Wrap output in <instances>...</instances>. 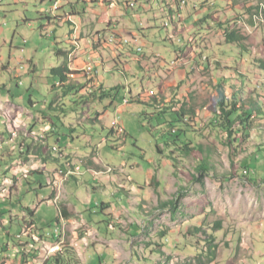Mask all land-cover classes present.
Segmentation results:
<instances>
[{"label": "rangeland", "instance_id": "rangeland-1", "mask_svg": "<svg viewBox=\"0 0 264 264\" xmlns=\"http://www.w3.org/2000/svg\"><path fill=\"white\" fill-rule=\"evenodd\" d=\"M70 1L81 10L91 8L83 22L87 28L79 33L89 36L92 31L104 32L102 39L108 40L107 25L96 22L93 13H105L106 18L110 12L106 8L112 2L106 0L104 10L88 2ZM134 1L119 0L129 4ZM192 1L187 0L186 9L208 12L203 16L211 17V26L203 23L199 27L191 22L198 17L190 19L187 14L186 22L166 29L163 24L168 19L153 7L152 20L145 22L148 18L141 16L147 24L141 32L151 31L155 42L151 43L152 50L150 42H145L149 47L140 53V65L136 55L126 53L125 58L119 54L114 60L108 48L96 54L106 65L105 72L100 71L105 87H120V97L114 101H87L82 106L75 96H65L59 78L51 74L53 68L66 63L56 56V51H70L76 45L72 34L76 28L55 21L49 25L43 18L55 16L50 14L54 3L49 0H0V102L8 103L0 110V143L5 141L8 146L2 150L5 152L0 163L7 155L20 160L41 151L33 160L46 162L47 174L22 181L13 203L17 209L20 203L37 204L39 192L44 202L39 218L48 233L57 224L60 205L71 200L77 211L75 222L66 226L59 220L64 225L60 241L62 247L67 244L77 252L81 264H102L101 257L108 264H198L197 257L206 251V234L214 235L219 246L211 264H264V117L254 116L249 136H237L232 145L223 132L211 127L218 110L220 84L227 97L240 92L245 100L242 104L257 102L264 111V0H209L206 4L196 0V7ZM164 3L167 7L174 4L171 0ZM137 12L140 8L129 13ZM125 22L139 25L138 19L125 18ZM229 27L245 39L247 51L242 52L243 59L238 47L226 44L224 32ZM78 35L77 45L85 48ZM70 59L68 56L67 61ZM173 63L178 64L175 69L171 67ZM92 88L94 92L100 89ZM126 89L130 90L125 94ZM124 98L130 99L128 105L123 103ZM22 109L33 117L44 116L46 123L54 124L56 133L39 126L34 130L35 138L20 136L11 142L14 132L16 137L19 135L14 127L25 126L30 117L22 114ZM180 110L186 113L182 122L172 115ZM98 114L102 116L100 121ZM78 118L83 122L76 124ZM116 120L124 133L112 136ZM170 121L177 131H186L187 140L200 145L201 151L195 148L188 155L182 152L185 138L168 134ZM62 152L72 159L67 161ZM206 155L211 164L209 175L197 180L196 168ZM72 162L79 170L67 182L61 175L56 184L52 168L65 169ZM89 162H94L98 166L94 170L101 173L90 169ZM245 167L252 170L246 174L251 180L242 178ZM6 169L0 166V186L5 185ZM63 185L70 194L67 200L48 203L54 190L62 191ZM174 200L179 201L174 215L171 206L161 208L163 203ZM103 204L110 209L103 211ZM0 209L10 210L3 199ZM108 214L119 215L118 234L127 237L124 241L129 242L131 259L128 254L127 258L119 255L113 262V249H104L105 242L97 236L99 230L113 233L105 222ZM84 216L87 222L90 220L87 224ZM100 222L97 233H89V225ZM217 223L221 230L216 229ZM196 227H201L204 234L197 236L193 230ZM23 228L22 223L0 228V248L8 241L5 232L17 238L22 236ZM35 240L42 243L38 236ZM42 244L41 250L54 246L49 240ZM123 247V253H128L127 244ZM30 261L21 258L20 264ZM37 263L44 264L45 260Z\"/></svg>", "mask_w": 264, "mask_h": 264}, {"label": "crops", "instance_id": "crops-1", "mask_svg": "<svg viewBox=\"0 0 264 264\" xmlns=\"http://www.w3.org/2000/svg\"><path fill=\"white\" fill-rule=\"evenodd\" d=\"M49 1L52 3L55 2L54 0H49ZM80 1H82V0H80ZM105 1L106 0H83L82 2H84V3L88 2V3H90V5L96 6L97 8L102 7L105 10ZM108 1L112 2L111 5L109 6V8H106L108 10V12L109 11L110 12L107 13L106 18H105V13H103V14L93 13L96 15V22H102V24L107 25V32L106 33H109L110 37L113 35H116L120 39L129 40L130 46H128V47H130V48L133 47L136 50L139 47H141L143 49V51L144 50L146 51V49L149 47V46H147V44L145 42H150V44L155 42V38L151 37V31H146V32L143 31L145 36L141 32V29L143 30L144 27L147 25L144 23L152 20L151 11H153V7L161 12L160 14L163 15L162 17L166 16V18L168 19L167 21H164V24H163L164 28H166V29H168V27H170V26H173V28L175 29L176 25H179L181 22H186L187 20L185 19V17H187V14H188V16H190L189 17L190 19L192 18L191 16H195V18L198 17V19L195 20L193 18L192 21L188 20V22H190V21L191 22H197L198 20L201 19V17H203L204 13H208V12H197V13H195V10H193L194 8L193 9L190 8L189 10H187L186 9L187 1H186V4H185L183 9H181V5L178 9L177 6L175 5L174 0H171L174 2V4L169 6V7L165 6V3H164L165 0H135L134 2H130V4L124 3V2L121 3V2H119V0H108ZM166 1H168V0H166ZM118 2L120 3V5L118 4ZM192 2L194 5L193 7H196V0H193ZM54 5L59 6L58 11L57 12L55 11L56 12V14H54L55 16L53 17V16H44L43 15V18L46 19V21L49 23V25H51V23L53 21H55L59 24L67 23L69 25H73L74 28H76L74 30V33H72L74 35V38H76V35L79 34L78 36L81 39V42L84 44V47H85V48L81 49V44L79 43L80 45H77L78 43H75L76 45L74 47H71L70 51H66V52H71V50H72L70 55H68L71 57V59L67 62L69 72H71L68 81L74 82L76 84V86H75L76 89L81 92L79 96H81L82 94L87 95L85 92V89L91 90V89H93L92 87L104 88V90L105 89L107 90L108 88H106L104 85V77L100 75V71L105 72L106 65H104L105 62L101 61L102 58H100V59L97 58L96 54L99 55V51H105V48H108L110 50V53L112 55H114L113 56L114 60L116 59V57L119 54H120V56L122 55L126 58V54L122 52L124 50V48L119 47V46L114 47L112 45L106 46L105 41L107 40V38L102 39L103 35H105L104 32L94 33V31H92L91 32L92 34L89 36H84V34L79 33V31L81 32L82 30L87 28V26H84L83 22L91 14L90 13V9H91L90 6H87L86 9L81 10V9H79L78 4L72 3L70 0H57ZM132 5H133V7H132ZM215 5L216 4H213V6H215ZM220 5H222V3H220ZM74 7H76V8H74ZM138 8H140V12L129 13L130 10H136ZM142 15L146 16L148 18L145 20L144 23L141 21ZM125 18H132L134 20L138 19L139 25L136 24V22H135L134 26L129 25V24H127V22H125ZM172 21H174V22H172ZM166 24L168 25L167 27H166ZM191 25H193V24H191ZM152 28H153V26H151V29ZM169 38L171 39V37H169ZM92 41H94V42H92ZM179 42H181V40H179ZM152 47L153 46L151 44V47H149V49L152 50L153 49ZM81 50H82V52H81ZM75 54H77V56L73 59ZM147 56H150V55H147ZM97 60H99L98 63H97ZM87 61L94 62L96 65L95 66V74H98V75L94 78L95 81H93V82L91 81L93 79H89L87 81V77H85V76H90V74L93 73V65H85L86 63H89ZM116 62L117 61H115V63ZM173 66H175L174 67V69H175L178 66V64L176 63L175 65H171V67H173ZM246 78L249 80H252L251 76H246ZM237 81H240V80L237 79ZM251 82H253V81H251ZM78 84H80V85H78ZM86 84H88L86 86V88L82 89V87H85L84 85H86ZM129 90L130 89H128V90L126 89L125 94L127 92L129 93ZM77 99H78V97H77ZM89 101L95 102L96 100H89ZM93 102H89V104H91ZM7 106H8V103L3 104L2 102H0V110L1 111H3V109H2L3 107H7ZM82 106H84V105L82 104ZM80 108H82V107H80ZM21 112H22V114H28L27 117L28 116H30V117L27 118L28 122L26 123L25 126L19 127V128L14 127V130L17 133H19V135H18V137H16L17 134H15V132H14L12 134V136H15V135L16 136L11 138V142H13L14 139L17 140L20 136L22 138H28V139L29 138H35L33 133H34L35 128L39 127V126L46 127L47 131L55 130L54 124L51 121H50V123H46L44 116L33 117L26 110H23ZM98 116H99V114H98ZM101 119H102V116H99L98 120L100 121ZM81 120H82V118H78L76 124H78V123L80 124L81 122H83V120L82 121ZM20 130L23 133L22 135H20ZM47 131L46 132L43 131L42 134L47 135ZM7 132H8V134H10L9 131H7ZM114 136H116V135H114ZM25 147L26 146H22V148H25ZM4 148L7 149L8 146L6 145L5 141H2L0 143V157L5 152V151H2ZM40 152L41 151H39L37 154H34V156H31L30 154H28V156H26L25 158H22L20 160H18L17 158L13 159L11 156H14V155H7V156L3 157V160L0 163V166H2V165L7 166L6 172H4V179H5L4 183H5V185L0 186V188H2V190L0 189V199H3L5 201V204H8V206L10 208V210L0 209V228L5 230L8 226H13L16 224L21 225V223L24 225V228H23L24 232H23L22 236H20L21 237L20 239H18V237L17 238L12 237L10 231L5 232V235H6L8 241L4 247L0 248V264H20L21 258H24V255H26V254H34L35 253V254H37L36 257L39 258L38 257L39 252L36 250H39L44 246V244L38 243V241H36L34 239V238H36V236L40 237L41 239H44V234L46 233V229L43 228L41 220L39 218V213H40L39 209L42 208L41 204L44 203L43 201H40V198H39L40 193L39 192L37 193V201H38L37 204L35 202V203H32V205L27 204L26 206H23L20 203L19 204L20 208L17 209L16 205H14V203H13V198L15 196L18 197V195H19L18 187L22 185V181L28 180L30 178V176H32V175H36V174L46 175L47 174L48 164L44 161H42L41 164L35 163L33 160V157L39 156ZM43 152L46 153L45 150ZM62 157L67 159V161L69 159H72L71 155L64 154L63 152H62ZM89 163L92 165V166L90 165L91 166L90 169H92L96 173H101V172H97L94 170V167L98 168V166L94 162H89ZM77 169H79V167H76L73 164V162L71 164H69V166L65 169L61 168L60 170L56 171L54 168H52V171L55 174L54 182H56V184H58V179L61 178V175L64 177L65 181L67 182L69 177H73V175L76 174ZM1 175H3V174H1ZM20 178H22L21 181H20ZM66 182H65V184H66ZM64 185L62 186L63 187L62 191L60 189H59V191L54 190V192L50 198L51 200L49 199L48 203H52V202L60 203L61 201L67 200L66 195H70V194H67V191L64 189ZM41 189H42V187H41ZM69 201H71V200H68V202H66L65 204L64 203H62L61 205L59 204L60 205L59 212H58L59 216L57 218L58 219L57 221H59L61 219L66 226L68 224L70 226L75 222V217H76L75 215L77 214L75 206L73 204H71ZM103 205H105V204H103ZM104 209H105V207H104ZM106 209L108 210V209H110V207L108 206V208H106ZM86 217L87 216L83 217L85 224H87L90 221L89 220L87 222L85 220ZM106 217H107V221H108L109 217L111 219H112V217L115 218V220H113L111 222L115 226H112L111 223L108 224L109 227H111L113 229V233H110V230H107L106 233L99 230V233H97V231H95V229L100 227V225L102 224L101 222L92 224V226L89 225L90 226L89 233L93 234L92 231H94L97 233V236H100V241L105 242V248L104 249H106V250L113 249L114 255H115L113 262H115L116 259H119L118 258L119 255L126 256V254H128L129 259H131L132 251H131L130 245H128L129 242L126 243L124 241L125 239H127V237L121 236L118 234V232L120 230L118 231L117 227H118V225L121 224V220H119V215L117 217H115L113 215L108 214V215H106ZM107 221H105V222H107ZM57 224H58V222H57ZM53 226L54 225H52L51 227H53ZM100 234H102V237ZM105 237L107 238L106 241H105ZM135 237L132 236V238H135ZM97 240H99V239H97ZM19 244L21 246H19ZM124 244H127L128 253L127 252L123 253L124 251H126L125 248L123 247ZM120 248H122V249L120 250ZM95 253H97V251H95ZM17 258H18V260H17ZM126 258H127V256H126ZM99 260L102 264H108L104 260L103 257H101Z\"/></svg>", "mask_w": 264, "mask_h": 264}, {"label": "trees", "instance_id": "trees-1", "mask_svg": "<svg viewBox=\"0 0 264 264\" xmlns=\"http://www.w3.org/2000/svg\"><path fill=\"white\" fill-rule=\"evenodd\" d=\"M183 1H187V0H175V5L177 6V8L179 9L181 3ZM204 4H206L209 0H203ZM55 4V2H54ZM76 8V7H74ZM57 12V11H56ZM56 12H50L51 15L56 14ZM173 13V12H172ZM210 16H203L198 22L195 23V25L197 26H201L203 27V23L208 24V26H211V24L208 23V20L210 19ZM235 21V19H234ZM174 22V21H172ZM230 23V22H229ZM222 25V24H221ZM167 27V26H166ZM225 35V39H226V44L229 46H236L238 47L241 51H240V55L242 56V59L244 58L242 52H246V48L244 47V41L245 39L240 35V33L233 29V28H228L225 30L224 32ZM111 46V45H109ZM130 46V45H129ZM58 47V46H57ZM124 50L122 51L123 53H128L130 56L132 55H136L137 57V62L140 65L143 57L141 56V54L133 47H128V46H123ZM68 55L65 51L58 49L56 51V56L58 58L61 59H65L66 63H64L62 66L58 67V68H53L51 70V74L54 77L59 78L60 80V88L62 90H64V94L66 97L70 96H75L76 98L78 97V105L84 104L85 102L89 101V100H96V101H102L103 99H110L112 101H114L115 99H117L119 96V88L118 86L113 87L111 89H99L97 91L94 92L93 89L91 90H86L85 92L87 95H81L78 96L79 93H81L79 90L76 89V85L75 84H70L69 83V78L68 76H70L71 72H69V68H68V64H67V60H68ZM118 62V61H117ZM119 63V62H118ZM124 64V63H123ZM125 65V64H124ZM264 69V64L263 67ZM91 82V81H90ZM89 82V83H90ZM88 84L84 85L86 88ZM73 92L76 93L75 95H73ZM244 95L240 92H234L232 94V97L229 98L227 97L222 85H219L218 88V110L214 113V117L212 119V123H211V127L212 128H216L219 129L221 132H223L228 139V143L230 145H232L233 143L236 142L235 138L237 136H242L243 137H248L250 134V131L252 129V119L254 118V116H258V117H264V111L261 108V106L256 102V103H252V104H247L245 106L244 103ZM125 99V98H124ZM130 100V99H128ZM150 106V105H148ZM156 110H159L158 108H156ZM160 112V110H159ZM163 115H167L168 113H166L165 111H161L160 112ZM172 115H174L177 119L178 122H182L185 118V111L180 110L179 112H174ZM167 116H170V114H168ZM170 125V130L168 131V134L170 136H172V134H177L178 139H181V136L184 139V141L186 142L185 144H183V149L182 152L188 154L193 153V150L196 149H200L201 151V147L200 145L196 146L192 140H187V132L186 131H177L174 122L170 121V123H168ZM50 132H52V134H54V130H51ZM117 133V132H116ZM180 133V135H179ZM110 135L114 136L115 131L114 129H112ZM44 138V137H43ZM191 146H193V148H191ZM210 158L206 155V157H203V159L200 162V165L196 168L197 169V175L198 177L196 178L197 180H204L205 177H207L209 175L210 172ZM78 171V170H77ZM244 171L242 173V178L246 179V180H251V178L249 176L248 173H252L251 168L249 167H245ZM179 205V201L178 200H174V201H168L166 203L162 204L161 208H167V207H172L173 210V215L175 214V212L177 211L176 208ZM108 208V206L105 205H101L100 208L105 211V209ZM29 210V209H28ZM59 225L60 222L57 221ZM108 224L112 222V219L109 217L108 219ZM54 226L55 227L57 226ZM216 229L221 230V224L217 223L216 224ZM195 234L198 236L199 234L203 233V229L201 227H196L193 229ZM204 234V233H203ZM206 240H204V242L207 244V247H205L206 251H204V255H202L203 253L199 254V256L197 257L196 261L198 262V264H211L212 262H214V260L217 257V252L219 249L218 244H216V237L214 235H205ZM19 239L21 238L20 236L18 237ZM41 239V238H40ZM46 240H49L52 242V244H54V239L53 237H48L47 234H44V239H41L42 243H45ZM48 243V242H47ZM19 246H21L19 244ZM34 251V250H33ZM58 251V250H57ZM56 251V252H57ZM21 255V254H20ZM22 256V255H21ZM37 254H26L24 255V262L30 260V259H36ZM203 258H206V262L204 261ZM78 255L77 252L71 248L69 245H65L62 247V249L52 255L49 259H47L45 261L44 264H65V263H71V264H81V261L78 260ZM74 260V261H72Z\"/></svg>", "mask_w": 264, "mask_h": 264}, {"label": "built area", "instance_id": "built-area-1", "mask_svg": "<svg viewBox=\"0 0 264 264\" xmlns=\"http://www.w3.org/2000/svg\"><path fill=\"white\" fill-rule=\"evenodd\" d=\"M83 1V0H82ZM186 4V1H183L181 3V9L184 8ZM133 7V5H132ZM105 44L106 45H112V46H116V47H123V46H129L130 45V41L129 40H123V39H120L118 36L116 35H113L111 36L107 41H105ZM137 51L139 53H141L143 51V49L141 47H139L137 49ZM176 63H173L171 65H175ZM85 65H93V73L90 74V76H85L87 77V81L89 79H94L98 74H95V63L94 62H89V63H86ZM69 78V76H68ZM73 80V79H72ZM123 103L125 105H128L129 104V100L127 99H124ZM113 129L115 132L117 133H123L124 130L123 129H118L117 127V120L113 123ZM79 170V169H77ZM64 233V225H61V229H54V226L52 227V230L48 233H45V234H48V235H51L53 236V239H54V246H47L46 250H36L39 252L38 254V257L40 259H43V260H47L49 259L52 255L56 254V250H59L61 249L62 245H63V242L60 241L61 237H62V234ZM19 239V238H18ZM35 239V238H34ZM39 258H36V259H30L32 261L28 262L27 264H38V260H40Z\"/></svg>", "mask_w": 264, "mask_h": 264}, {"label": "bare ground", "instance_id": "bare-ground-1", "mask_svg": "<svg viewBox=\"0 0 264 264\" xmlns=\"http://www.w3.org/2000/svg\"><path fill=\"white\" fill-rule=\"evenodd\" d=\"M58 9H59V6L58 5H54V7H53V12H55V11H58ZM167 26V25H166ZM77 41H76V38H75V43H76ZM118 120V119H117ZM117 127H118V129H122L121 128V126H120V122L119 121H117ZM124 133V132H123ZM55 229H61V224L60 225H57L56 227H55ZM50 237H51V235H50ZM57 251V250H56Z\"/></svg>", "mask_w": 264, "mask_h": 264}, {"label": "clouds", "instance_id": "clouds-1", "mask_svg": "<svg viewBox=\"0 0 264 264\" xmlns=\"http://www.w3.org/2000/svg\"><path fill=\"white\" fill-rule=\"evenodd\" d=\"M100 89H102V88H100Z\"/></svg>", "mask_w": 264, "mask_h": 264}]
</instances>
